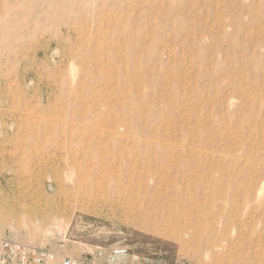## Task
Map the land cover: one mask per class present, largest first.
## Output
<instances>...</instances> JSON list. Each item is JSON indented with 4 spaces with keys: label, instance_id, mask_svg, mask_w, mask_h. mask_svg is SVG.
Segmentation results:
<instances>
[{
    "label": "rangeland",
    "instance_id": "obj_1",
    "mask_svg": "<svg viewBox=\"0 0 264 264\" xmlns=\"http://www.w3.org/2000/svg\"><path fill=\"white\" fill-rule=\"evenodd\" d=\"M144 184L190 207L140 231L85 197ZM4 238L99 264H264V0H0Z\"/></svg>",
    "mask_w": 264,
    "mask_h": 264
},
{
    "label": "bare ground",
    "instance_id": "obj_2",
    "mask_svg": "<svg viewBox=\"0 0 264 264\" xmlns=\"http://www.w3.org/2000/svg\"><path fill=\"white\" fill-rule=\"evenodd\" d=\"M98 128H101V127H98ZM98 128L96 127L94 129H97L96 131L99 132ZM109 131L107 132L110 134V135L107 134L109 135V137H113L116 134L121 135L123 133V132L120 133L119 130L117 129H113L111 132ZM127 135L129 136V134ZM104 137H105V134H104ZM127 170L128 172L133 173L130 169H127ZM145 180L154 181V177L150 176ZM143 186H144V189L142 192H137L135 190L130 189L128 191L123 190L121 191V193L118 191L106 193L105 190L104 191L101 190V192L96 193V194H92V192H89V193L85 192V193H88L85 195V197L93 200L95 204L94 209L96 208L99 209V212L97 213L98 215L107 217L110 221H115L119 224L132 225L135 229H138L140 231L141 229L145 230V229H148L149 227H152V228L165 227L166 225L169 224V221L171 219L174 220L176 218H179L180 216H182V214L185 213L186 209L190 207L189 205H186L184 203H180L181 204L180 206V204H176L174 200L178 196H181V197L189 196V192L191 191L177 189L172 186H169L167 188L165 187L168 194L164 195L163 199H160V196L158 195V191L150 190L153 193H149L150 191H147L148 189L147 185L144 184ZM173 189H177V190L172 191ZM219 190L221 191L223 189H195V191L193 192H199V193H205V194L207 192H211V193L213 192L214 194L216 193V191H219ZM239 190H244L245 202H248L251 199L252 195H254L257 192L259 193L260 191V189H232L233 192H237ZM174 195H175V198H174ZM188 203L191 205V207L194 206L190 202ZM85 204H87L86 207L89 206L88 202ZM20 207L23 210L22 213L20 214V219H23L22 221L24 222V225L25 223L28 222V224L31 223L32 226H35L36 220L35 218L32 219L31 217L27 216L26 214L27 207L25 203L23 204V201ZM79 210L81 211L88 210V208L79 207ZM104 210H107L108 213H106ZM187 211H190V209ZM171 224H174V223L172 222L170 223V225ZM170 227L172 226H169V228ZM178 229L180 228L178 227Z\"/></svg>",
    "mask_w": 264,
    "mask_h": 264
},
{
    "label": "built area",
    "instance_id": "obj_3",
    "mask_svg": "<svg viewBox=\"0 0 264 264\" xmlns=\"http://www.w3.org/2000/svg\"><path fill=\"white\" fill-rule=\"evenodd\" d=\"M0 264H99L86 257L56 256L45 248L0 239Z\"/></svg>",
    "mask_w": 264,
    "mask_h": 264
}]
</instances>
